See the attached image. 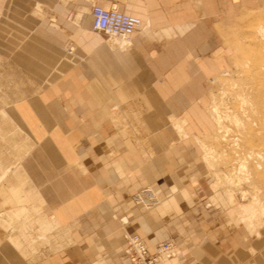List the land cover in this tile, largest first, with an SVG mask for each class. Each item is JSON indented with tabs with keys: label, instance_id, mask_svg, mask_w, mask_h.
Listing matches in <instances>:
<instances>
[{
	"label": "crops",
	"instance_id": "obj_1",
	"mask_svg": "<svg viewBox=\"0 0 264 264\" xmlns=\"http://www.w3.org/2000/svg\"><path fill=\"white\" fill-rule=\"evenodd\" d=\"M262 1L0 0V264H133L127 234L151 252L172 240L158 264H264V240L194 186L215 128L200 101L229 65L230 26ZM93 4L144 30H95Z\"/></svg>",
	"mask_w": 264,
	"mask_h": 264
},
{
	"label": "rangeland",
	"instance_id": "obj_2",
	"mask_svg": "<svg viewBox=\"0 0 264 264\" xmlns=\"http://www.w3.org/2000/svg\"><path fill=\"white\" fill-rule=\"evenodd\" d=\"M64 1L80 5L89 0ZM35 7L36 16L56 21L45 6ZM260 27H264V0L244 9L229 28V65L208 81L205 100L200 101L203 116L215 128L197 138L204 150V167L194 186L203 190L230 227L244 226L254 239L264 240V164L256 155L264 151V117H260L264 116V32ZM171 128L175 140L186 136L183 122H173ZM147 191L151 196L150 188ZM157 198L149 201V207L161 203Z\"/></svg>",
	"mask_w": 264,
	"mask_h": 264
},
{
	"label": "built area",
	"instance_id": "obj_3",
	"mask_svg": "<svg viewBox=\"0 0 264 264\" xmlns=\"http://www.w3.org/2000/svg\"><path fill=\"white\" fill-rule=\"evenodd\" d=\"M91 14L94 29L104 32L110 37L130 40L143 24L140 17L121 11L116 7L107 8L93 4ZM127 240L126 251L133 264H158L176 254L172 241L157 244L155 250L151 252L138 234H127Z\"/></svg>",
	"mask_w": 264,
	"mask_h": 264
},
{
	"label": "bare ground",
	"instance_id": "obj_4",
	"mask_svg": "<svg viewBox=\"0 0 264 264\" xmlns=\"http://www.w3.org/2000/svg\"><path fill=\"white\" fill-rule=\"evenodd\" d=\"M143 22V21H142ZM144 22H143V24H142V26H141V28H140V30L141 29H143L145 26H144ZM139 30V31H140ZM144 30V29H143ZM138 31V32H139ZM259 31H260V33H263L264 32V27H260V29H259ZM137 32V33H138ZM135 35V34H134ZM264 35V34H263ZM113 38H119V37H113ZM120 40H122V41H129V40H127V39H122V38H119ZM111 40V39H110ZM126 43V42H125ZM264 65V64H263ZM263 69V68H262ZM264 86V85H263ZM262 87V86H261ZM261 87H260V89H261ZM263 92V91H262ZM261 92V95L263 94ZM259 96H260V94L258 95V99H259ZM258 102V101H257ZM261 107H264V105L263 106H261ZM263 109V108H262ZM260 114V113H259ZM260 117H264V116H260ZM264 121V120H263ZM263 123V122H262ZM264 126V125H263ZM252 131H255V130H253L252 129ZM252 135H253V133H251ZM257 134H259V132H257ZM257 134H255L256 135V137H257ZM249 135V134H248ZM261 138V137H260ZM263 138V140H264V137H262ZM262 140V139H261ZM261 144V143H260ZM259 145V144H258ZM256 153V152H255ZM254 153V154H255ZM253 154V153H252ZM256 155L258 156V158L260 159V161L262 162V164H264V151L261 153V152H259V153H256ZM153 188H151L150 187V192H151V190H152ZM152 193V192H151ZM150 194H148L147 196L149 197V199L146 201L147 202V204H149V201H151V203H152V201L153 200H155V199H158L157 198V195H156V192L153 190V193L151 194V196H149ZM141 201H143L144 202V199H143V196L141 197ZM149 205H151V204H149ZM142 238V237H141ZM177 253V252H176Z\"/></svg>",
	"mask_w": 264,
	"mask_h": 264
}]
</instances>
